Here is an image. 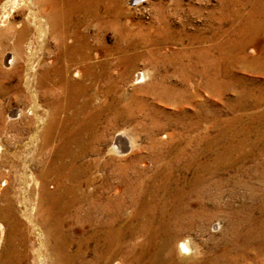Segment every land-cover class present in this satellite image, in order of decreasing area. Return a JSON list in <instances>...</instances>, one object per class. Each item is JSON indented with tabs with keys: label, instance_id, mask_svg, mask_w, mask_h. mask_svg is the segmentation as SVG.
<instances>
[{
	"label": "bare ground",
	"instance_id": "bare-ground-1",
	"mask_svg": "<svg viewBox=\"0 0 264 264\" xmlns=\"http://www.w3.org/2000/svg\"><path fill=\"white\" fill-rule=\"evenodd\" d=\"M200 1L195 0L198 3ZM118 2L0 0V57L8 66L7 72H15L14 68L18 71L19 86L24 93L30 96L35 93L40 101L37 110H31V117L35 118L38 125L35 129H29L28 134L36 137L30 159L34 161L35 168L30 171L27 169L22 180L26 204L31 206L32 211L28 213L22 208L17 210L32 229L33 243H29L23 231L19 230L21 227H17L14 210L7 199L0 206L3 224L0 264L72 263L73 248L70 241L72 243L73 238L67 236L68 222L65 224L64 218L87 224L86 231L92 239L87 247L90 253L87 261L91 264H123L129 261L132 264L139 248L131 254L126 250L120 226L124 218L134 219L132 232L142 234L141 230H144L146 237L151 238L146 258L149 264H174L178 259L184 264L214 262V254L206 255L203 263L199 257L192 256L194 252L189 249L187 239L177 236V229L181 222L184 224L189 221L199 207L217 202L224 178L218 173L241 157V138L245 130L244 124L236 125L235 132L239 135L232 142L228 141L230 136H227L228 140L225 139L216 147L219 131H212L211 136L204 138L202 119L205 108L201 106V100L216 98L220 92L229 90L230 95L226 99L235 109L256 103L258 93L240 86L234 88V74L230 71L233 66L236 71L240 69L246 73L257 71L264 74V0H214L213 9L207 10L208 15H212L215 21L224 18L223 25L216 21L206 31L183 32L180 35H172L166 21V16L179 7L177 0H167L165 3L161 0L152 1L149 11L151 23L146 21L141 29L136 26L129 32L123 28L121 19H117L121 9ZM15 5L23 7L20 17L6 19L5 11ZM26 24L31 25V28L33 26L34 30H28ZM87 24L95 29L107 26L110 31L113 30L114 40L109 43L110 46L98 44L100 54L111 52L109 59L94 57L93 49L88 51L85 38L79 31H83L81 28ZM76 26L80 27L79 30ZM42 31L50 40L49 45L43 42L38 46L40 50L31 52L33 37H38ZM119 40L121 46L117 44ZM173 42L175 44L170 45ZM137 46L140 47L139 51L135 50ZM137 55L151 62L155 59L168 62V72L180 76L181 87L173 88L172 94L178 91L182 94L168 98L165 88H170V83L153 81L151 84L163 86L160 90L153 86L151 95L168 100L170 105L180 101L182 105L178 104L175 108L181 106L178 109H183V119L176 120V124L172 123L165 129L166 143L161 149L163 153L150 158L155 168L147 182L138 178L136 168H131L132 178H125L120 166L114 162L113 167H108L112 169L114 182H110V176L106 173L96 176L97 181L93 182L95 175L89 170L110 160L103 157L102 153L119 152L128 143L119 130L113 129L107 142L100 148L99 154L102 156L96 155L98 148L95 143L102 138V125L112 124L114 120H126L132 111L144 105L139 97L130 101L114 88L118 80L126 79L127 83L139 81L143 70L131 69L128 74L126 67ZM5 71H0V74H5ZM9 86L17 87L14 82ZM237 118L236 113L231 119L235 121ZM129 119L137 123L134 118ZM155 125L152 121L145 125L147 140L151 145L159 144L156 136L151 134ZM251 135L256 138L253 132ZM207 141L209 146L206 145ZM260 162L264 168V160ZM251 173L260 178L259 193H262L264 174L256 170ZM222 175L229 182L235 181L229 179L227 172ZM235 182L243 186L246 197L250 198L248 191L252 185L242 179ZM230 186L224 187L225 191L230 192ZM260 200L259 196L254 202L258 204ZM250 201H238V204L248 205ZM222 203L227 202L222 200ZM126 206L128 211L125 213L123 208ZM27 214H35L37 218L28 220ZM148 222H151L149 226ZM241 226L240 235L244 240L249 239L252 236L250 231L247 232L250 220L243 218ZM233 235H236L235 230Z\"/></svg>",
	"mask_w": 264,
	"mask_h": 264
},
{
	"label": "rangeland",
	"instance_id": "rangeland-1",
	"mask_svg": "<svg viewBox=\"0 0 264 264\" xmlns=\"http://www.w3.org/2000/svg\"><path fill=\"white\" fill-rule=\"evenodd\" d=\"M152 1L154 0H119L118 3L121 9L118 13L119 15L117 16V19H121V21L123 22V24H121L124 26L122 27L125 28L127 32L132 30L134 27H138L137 29H141L146 21H151V18L149 17V11ZM177 1L179 6L177 10H174V13L166 16V18H168V20L166 19L168 30L172 35H180L179 33L183 32H203L206 31L207 27H210L217 22L219 25H223L222 21L224 20V18H219L216 20V22L215 18H213L212 15H208L207 10L213 9V6L215 5L214 0H201L200 2L202 3L195 2V0ZM161 2L165 3L167 2V0H161ZM192 7H195V9L193 10ZM22 9V5H15L9 10H6L4 16L8 20L17 19L20 17V13L23 11ZM120 15L122 16L121 18ZM29 24H26V26L29 27L27 29L33 31L34 27L32 26L31 28V25ZM89 25L90 24H87L82 27L81 29H83V31L79 30L80 27L76 26L77 30H79L83 35V38H85L84 41L89 47L88 51H91V49H93L92 51L95 55L94 57L103 56L104 58L109 59L111 52L109 54H100L99 49L100 46H110L111 42H113V30L110 31L107 26H104L100 29H95L92 25ZM41 33H39L38 37H33L34 43L31 52L40 50V47L38 46L42 45L43 42L49 45L50 40L47 39L43 31ZM180 40L183 41V38L181 37ZM120 42L121 40H119L117 44L121 46L122 43ZM174 44V42L170 43V45ZM135 50L139 51L140 47H135ZM137 56L132 58L129 61L130 66L127 64L126 67L128 70V74L131 69L139 68L143 70V75L141 76L139 81L136 80L133 81L134 83H127L126 79H124L123 81L118 80L119 82H115L118 85H115L114 88L119 92H122L121 96L125 97L126 99L128 97L130 101L135 97H139L140 101L143 102L144 105L141 106V109L132 111V113H130L128 119L126 120H114L112 124L102 125L100 130V132L102 133V138H100L97 143H95L98 148V154L96 155H103V157H108L110 160L98 168L96 166L95 168L89 170V173L95 175V179L92 180L93 182L97 181L96 176L100 175L101 173H106L108 177L110 176V182H114L112 169H110L111 167H113V162L117 163L120 166V170L125 178H132L133 173L131 171V168H136V170H138V178H140L144 183L145 180L147 182L149 179H151L150 174L153 168H155V164L153 163L154 161H151L150 158L153 155L161 156L163 153L161 149L166 143L164 139V131H166L172 123L176 124V120L182 121L183 119L184 111L183 109H178V107L180 108L181 106L175 108V106L178 104L182 105L180 101L175 104L172 103V105H170V102H168V100L165 101L162 99H158L151 95V89H153V86L156 89H161L163 86H160L159 84H151L153 83V81L162 84L170 83L168 85L170 88H165L167 94L169 95L168 98L180 94V91H178L176 94H172L173 88L177 86L181 87L180 76H174V74L168 72V62L157 59H155L156 61L151 62L148 61V59L146 60L142 58V56L140 55ZM4 64L5 63L0 57V71L6 70L5 74H0V206L4 202H7V199H9L7 203L9 204L11 202L9 205L12 207V210H14L13 213L18 223L17 227H21L19 228V230L23 231L26 239L29 241V243L32 244L33 235L30 231L31 228L27 225L25 219L22 218L20 214L21 212L19 213V211L17 210L22 208V211L27 210L28 213L32 211L31 206L28 207L26 204L27 200L24 195L25 187L22 185V180L24 178L23 175H26L27 171L35 168V164L33 163L34 161H31V150L33 149L32 146H34L33 143L36 140V137L29 136L28 134L30 130L35 129L38 125V123L35 121V118L31 117L33 116L31 110L34 111L36 107L40 105V101L35 93L31 94V96L30 94L24 93L23 89L19 86V74L17 73L18 71L14 68L13 71L15 72H7L8 66ZM231 67L232 70L230 72L232 73V75L234 74V80L232 82L234 88H236L237 86H240L241 88H249L251 91L253 90V93H258L259 97L254 105H242L240 109H235L234 106H232V104L229 103L226 99L230 95L229 90L220 92L219 96L216 98H208L205 100L203 99V101L201 100V106L205 108L203 114L204 116L202 119L204 121L203 132L204 138H208L209 136H211V134H213L212 131H219L218 136L215 140V145L217 147L218 145L222 144L226 138H228L227 136H230L229 140L226 139L228 141H231L233 140V138L237 137L239 133L235 131H237L238 124H242V126L244 124L243 127L245 132L242 133L241 138V149L243 150V153L241 157H238V160L234 161L230 166L227 167L226 170L221 169L218 173L220 177L224 178L221 180L222 190L219 192L217 202L215 204L205 203L203 207H199L197 209V213L191 215L189 221H186L184 224L181 222L180 226L177 229L176 235L182 236L183 238H185V240L187 239L186 242L189 245V249L191 250V252H194L192 253V256L199 257V261L202 263L204 262V257H207L210 254H214L215 258L212 264H264V189L262 193H259V187L261 185L260 178L251 173L253 170H256L257 172L264 174V168L260 162L264 160V74H260V72L257 71L246 73L245 71H242L240 69L236 71L233 66ZM15 73H17L16 77L14 75ZM11 82H14L15 86L17 87H10L9 84ZM144 87H146V89ZM132 88L134 91L132 90ZM15 89L17 90L15 91ZM148 89H150V92H148ZM150 105H152V107ZM155 109L157 110V112ZM236 113L238 114V118L234 121V119L231 118L232 115H235ZM253 114L255 115L253 116ZM129 117L134 118L135 121L137 120V123L132 122ZM151 121L154 123V125L156 124L155 128L151 130V134L156 136L155 138L156 140H158V145H151L147 140V127L145 125L147 124V122ZM113 129L119 130L125 136L128 142L127 147L120 150L119 152H103L104 154H99L101 146H103L107 142L108 135ZM252 132L256 137L255 139L253 135H251ZM159 135H161V137H158ZM249 140H252V142ZM206 145H208V141L206 142ZM253 153L255 154V157H253ZM9 162H11L12 164L5 165V163ZM256 162H258V164ZM225 172H227V174L229 175V179L235 181L242 179L252 185V188L248 191V196L251 197H246V190L239 182H229V180H227V177L222 175ZM229 184L231 185L230 192H227L225 191L224 187ZM259 196L261 199L260 203L256 204L254 202V199ZM248 199H251L249 204L247 203L248 205L238 204V201H242L243 203H245ZM222 200H226L227 203H222ZM230 202L233 204H231ZM123 210L126 213L128 211V207H124ZM30 215L31 214H27L26 216L28 220L34 219V217L37 218L35 214L34 216ZM243 218H245L246 220H250V227L247 228V232L250 231V234H252V236L250 238L248 237L249 239L247 240H244L239 232ZM125 219L126 218L121 221L122 224H120V226L122 230L121 238L124 241L126 250L129 254H131V252H135L139 248L136 257L133 259L134 261H132V264L133 262L135 264H149L146 262V258L150 250L149 240L151 238L148 239L146 237V232L144 230H141L142 234H135L134 232H132V227L134 225L133 223L135 222L134 219H126L127 221ZM64 221L65 224L68 222L66 226L68 230L67 236L73 238L72 243L70 241V246L72 244V248L74 249H72V263L70 264H91L87 261L90 255L87 247L92 241L91 236L87 233V224L84 221L68 220L67 218H64ZM149 224H151V222L147 223L148 226ZM234 224H236V226ZM21 225H23L25 228ZM124 230L127 231L125 232ZM234 230L236 231L235 236L233 235ZM2 231L3 224L0 219V243ZM129 244H131L130 247ZM1 253L2 252L0 251V257ZM129 263L130 261L128 263L124 262L123 264ZM36 264L40 263L36 262ZM154 264L164 263L155 262ZM174 264H184V262L178 259Z\"/></svg>",
	"mask_w": 264,
	"mask_h": 264
}]
</instances>
